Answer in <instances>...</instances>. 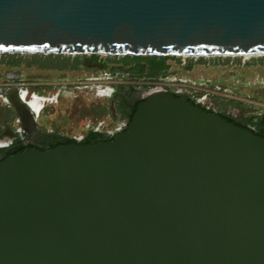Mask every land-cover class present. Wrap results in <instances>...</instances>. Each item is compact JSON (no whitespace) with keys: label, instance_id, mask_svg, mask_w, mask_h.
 <instances>
[{"label":"water","instance_id":"95a60500","mask_svg":"<svg viewBox=\"0 0 264 264\" xmlns=\"http://www.w3.org/2000/svg\"><path fill=\"white\" fill-rule=\"evenodd\" d=\"M0 54L263 55L264 0H0ZM0 264H264V136L156 90L109 140L7 155Z\"/></svg>","mask_w":264,"mask_h":264},{"label":"rangeland","instance_id":"374dc122","mask_svg":"<svg viewBox=\"0 0 264 264\" xmlns=\"http://www.w3.org/2000/svg\"><path fill=\"white\" fill-rule=\"evenodd\" d=\"M98 56L108 61L109 65L123 57L111 54ZM77 57L81 59L83 56L78 54ZM243 57L170 56L165 63L173 78L185 79L188 83L206 81L207 85L217 88L216 93L208 96L214 111L253 118L264 113L261 108L264 105V55ZM17 58L12 63L11 58H0V83L4 82L6 76L15 74L26 82L39 83L37 87L41 90L37 91L38 94L43 91L60 93L56 104L48 107L39 120L43 130L47 127L57 131L76 129L85 117L106 114L105 109L104 114L92 111L98 106L104 107L105 97L96 95L95 88L108 86L107 83L112 80L108 69L84 65L76 68H44L27 64L24 56ZM48 84L54 86L42 87ZM0 108H5L1 102Z\"/></svg>","mask_w":264,"mask_h":264},{"label":"flooded vegetation","instance_id":"af4514ba","mask_svg":"<svg viewBox=\"0 0 264 264\" xmlns=\"http://www.w3.org/2000/svg\"><path fill=\"white\" fill-rule=\"evenodd\" d=\"M82 56L80 66L98 68L96 66H88V64L100 61L102 62V66L99 69H108L112 76V80L107 83L109 92L107 95H104V109L110 119L120 123L121 128L119 132L127 130L128 123L136 110L137 104L148 93L161 90L178 95V92L172 89V85L167 83L176 78H173L172 73H169L167 68H160L158 70L157 64L160 58L157 56L151 58L150 56L154 55H128V57H124L123 55L119 62H110V65L108 61L101 59L98 55ZM134 56L145 58L138 59ZM38 84L26 82L15 74L6 76L4 82L0 83V102L5 106L4 109L0 108V160L26 147L35 148L36 145L44 140V131L53 129L43 130V125L39 122L44 116L41 112L42 107H39L37 101L31 99L30 94L32 91L37 93V91L41 90L38 89ZM10 85L15 86L17 97L24 102L28 114L32 119L33 124L29 126L28 130L21 125L20 119L2 94L3 89ZM32 85L36 86L33 87ZM50 85L54 86L53 84ZM250 119L252 121L256 120V118ZM247 125L250 129H254L252 123ZM110 138L109 134H105L99 140H109ZM74 142L90 143L83 139H74Z\"/></svg>","mask_w":264,"mask_h":264},{"label":"trees","instance_id":"16d2710c","mask_svg":"<svg viewBox=\"0 0 264 264\" xmlns=\"http://www.w3.org/2000/svg\"><path fill=\"white\" fill-rule=\"evenodd\" d=\"M24 56L26 58V63L31 65H36L38 67H44V68H76L81 64L80 59H78L77 55H65V54H0V58L8 57L11 58L10 60L12 62H15L18 60L17 57ZM124 57H128V55H124ZM138 59H142L145 57L142 56H134ZM147 57V56H146ZM151 58H154L155 56H150ZM160 58L159 63L157 64L158 70L160 68H167L168 65L165 63L166 58L170 56H157ZM173 57V56H171ZM15 64V63H14ZM189 66V65H188ZM50 87V85H43L42 87ZM41 87V88H42ZM188 100L195 104L200 106L201 108L205 109L200 103L196 102L195 99L187 95ZM207 111H214L211 108L205 109ZM95 114H104V107L98 106L96 109H93ZM224 117L226 120L234 123L235 125L241 126L243 128H246L253 132L254 134L264 136V113H262L259 116H254L253 118H256L255 121H252V119L248 118L247 116H233L229 113H226L224 111H214ZM254 125V129H250L247 124ZM45 138L40 142V144L36 145L35 148L37 149H47L50 147H53L58 144H64L69 142H74V138L68 137L65 135L60 134L57 130L52 129L50 131H44ZM104 133L100 132H94L89 131L83 138L84 141H88L90 143L98 141L102 136H104Z\"/></svg>","mask_w":264,"mask_h":264},{"label":"built area","instance_id":"2783aa9c","mask_svg":"<svg viewBox=\"0 0 264 264\" xmlns=\"http://www.w3.org/2000/svg\"><path fill=\"white\" fill-rule=\"evenodd\" d=\"M167 83L172 85V89L176 90L178 93H184L186 95L192 96L195 101L200 103V105H202L205 109L211 108V103L208 98L209 94L216 93V90H218L217 88L209 86V84L207 85L206 81L188 83L185 81V79L178 78L172 81H168ZM59 95V91H55L54 93H44L43 91L41 94L32 91L30 94L31 99L37 101L39 107H42V114L45 113L48 107L56 104ZM39 98H44V100L41 101L39 100ZM261 108L264 109V105H262ZM120 128L121 125L119 122L113 121L107 114H105L94 117L87 116L81 120L79 127H77L76 129L58 130V132L62 135L72 137L74 139H83L89 131L109 134L112 137L116 132H119ZM50 129L52 128H46V130Z\"/></svg>","mask_w":264,"mask_h":264},{"label":"bare ground","instance_id":"6f19581e","mask_svg":"<svg viewBox=\"0 0 264 264\" xmlns=\"http://www.w3.org/2000/svg\"><path fill=\"white\" fill-rule=\"evenodd\" d=\"M264 55V54H263ZM262 55V56H263ZM244 57H248L249 55L248 54H245V55H243ZM95 93H96V95H98V96H104V95H107V93L109 92V87H98V88H95ZM39 100H44V98H39ZM7 102V101H6ZM38 105V104H37Z\"/></svg>","mask_w":264,"mask_h":264}]
</instances>
